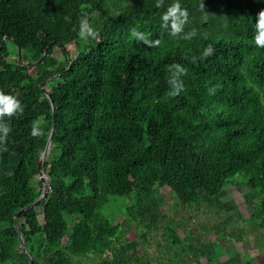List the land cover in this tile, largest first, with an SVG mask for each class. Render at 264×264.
I'll return each instance as SVG.
<instances>
[{
  "label": "trees",
  "instance_id": "trees-1",
  "mask_svg": "<svg viewBox=\"0 0 264 264\" xmlns=\"http://www.w3.org/2000/svg\"><path fill=\"white\" fill-rule=\"evenodd\" d=\"M174 2L188 12L177 35L162 20ZM261 10L264 0H0V92L23 109L0 120V264H30L15 221L33 264L99 255L106 258L96 264H133L137 241L110 250L120 228L107 214L115 197L144 229L141 238L163 227L167 242L197 258L160 224L161 188L180 206L238 212L217 198L241 185L248 220L264 230V48L254 40ZM82 21L96 38L81 37ZM209 45L213 54L204 57ZM47 96L55 107L45 162L51 191L14 218L40 195L38 161L52 125ZM227 250L201 255L238 264Z\"/></svg>",
  "mask_w": 264,
  "mask_h": 264
},
{
  "label": "rangeland",
  "instance_id": "rangeland-1",
  "mask_svg": "<svg viewBox=\"0 0 264 264\" xmlns=\"http://www.w3.org/2000/svg\"><path fill=\"white\" fill-rule=\"evenodd\" d=\"M9 49L12 52V48ZM67 51L70 54L74 53L75 45H69ZM15 57L12 53V59ZM157 193H161L164 200L162 205L164 215L160 224L174 228L180 239L188 241L187 245L188 243L193 245L198 257L194 258L188 249L181 251L177 245L167 242L165 239L167 231L163 227L159 226L157 230L151 229L146 232L144 239L141 238L140 234L145 232L144 229L141 227L137 229L135 224L128 220L123 203L118 197L111 201L107 211L109 220L120 226L117 236L112 240L110 250H117L126 242L137 241L140 244V251L137 261L133 264H202L205 260L201 255L202 252L205 256L216 258L228 247L227 253L232 255L236 249L233 250L226 242L233 241L238 247L245 246L247 249L252 247V253L255 247H258L260 254L258 253V260L254 259L253 264H264V235L255 231L250 220H242L239 210L238 212L221 211L215 207H207L205 204L184 207L177 203L169 189L161 188ZM243 193V186H230L224 189L217 199L221 203L234 202L236 205L244 199ZM65 240L66 238L63 241ZM105 258L106 255H99L94 261L100 262ZM95 262L85 261L83 264H96Z\"/></svg>",
  "mask_w": 264,
  "mask_h": 264
},
{
  "label": "clouds",
  "instance_id": "clouds-1",
  "mask_svg": "<svg viewBox=\"0 0 264 264\" xmlns=\"http://www.w3.org/2000/svg\"><path fill=\"white\" fill-rule=\"evenodd\" d=\"M161 4L158 3L157 7H160ZM203 7V4L201 5ZM162 20L164 21V24L167 25V22L169 20L172 21L171 23V33L172 35H177L182 32L183 26L188 21V12L186 9H182L181 5L178 2H174L167 10V12L163 15ZM256 36L254 37L255 44L258 47L264 48V10H261L256 17ZM86 34V35H85ZM80 35L83 38L92 37L96 38L98 36V33L93 30L91 27L88 26V23L86 21L81 22V31ZM132 35L137 36V31L135 29L132 30ZM191 35H195V30L191 33ZM140 39H144V37H139ZM145 43H148V41L145 40ZM159 41H155L152 45L158 44ZM213 54V48L209 45L203 52L204 57L211 56ZM179 67V65H176ZM185 74V72H184ZM182 90V85L179 89L176 91H173L171 95L175 96L178 95L179 92ZM17 112L22 113L23 109L19 103V101L12 96H5L2 92H0V120H2L5 116L12 117ZM4 132V135L7 136V134L10 131V128L8 126L4 127L2 129ZM33 136L39 135L37 130L34 128L32 133Z\"/></svg>",
  "mask_w": 264,
  "mask_h": 264
},
{
  "label": "water",
  "instance_id": "water-1",
  "mask_svg": "<svg viewBox=\"0 0 264 264\" xmlns=\"http://www.w3.org/2000/svg\"><path fill=\"white\" fill-rule=\"evenodd\" d=\"M44 56H45V53L43 54V56L41 57L40 60H42L44 58ZM47 98L49 99L50 104H51V108H52V125H51V129H50V133H49V137H48V140H47V144H46L45 150L41 154L40 159L38 161V166L41 167L40 173L37 176L38 181L42 185L41 190H40V195H39L38 199L33 204L21 209L15 215H13L14 218H15V216L18 213H20V212H22L24 210H27L29 208H32L35 205L39 204L45 198V195L47 193H50V191H51V179L49 178V176L47 175V173L45 171V162H46V159H47V156H48V153H49V149H50V146H51V140H52V137H53V134H54V131H55V107H54V104H53L52 100L50 99V97L47 96ZM44 177L47 178V183H45V178ZM44 184H47V185L44 186ZM14 226H15V229H16V231L18 233L19 247L21 249V252L27 256V258L29 259L30 264H33L31 256L27 253V250H26V247L24 245V241H23V238H22V234H21L19 225H18V223L16 221L14 222Z\"/></svg>",
  "mask_w": 264,
  "mask_h": 264
},
{
  "label": "crops",
  "instance_id": "crops-1",
  "mask_svg": "<svg viewBox=\"0 0 264 264\" xmlns=\"http://www.w3.org/2000/svg\"><path fill=\"white\" fill-rule=\"evenodd\" d=\"M232 200H235V199H232ZM236 207L238 208L240 214H242L241 219L242 220H248L250 217V211H249V208L246 205L244 199H242V201H240V203H236ZM258 232H261L264 235V230H261ZM226 243H228L230 246L232 245L236 249V252L238 253V260H239L238 264H253L254 259L258 260V257L260 254V252H259L260 250L258 249V247H255V251L252 253V250H251L252 247L250 249L249 248L247 249L245 246L238 247L236 245V243L233 241H228ZM226 243L224 245H226ZM226 248H228V247H226ZM226 261H228V255L227 254L220 257V259H219L220 263H224ZM202 264H215V263L214 262H208L205 259L204 263H202Z\"/></svg>",
  "mask_w": 264,
  "mask_h": 264
}]
</instances>
